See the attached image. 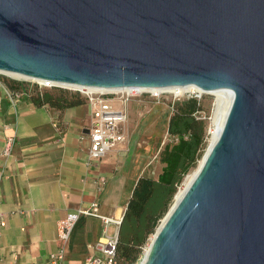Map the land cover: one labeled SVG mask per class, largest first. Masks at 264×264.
<instances>
[{
	"label": "water",
	"instance_id": "1",
	"mask_svg": "<svg viewBox=\"0 0 264 264\" xmlns=\"http://www.w3.org/2000/svg\"><path fill=\"white\" fill-rule=\"evenodd\" d=\"M0 72L230 92L140 264H264V0H0Z\"/></svg>",
	"mask_w": 264,
	"mask_h": 264
},
{
	"label": "crops",
	"instance_id": "2",
	"mask_svg": "<svg viewBox=\"0 0 264 264\" xmlns=\"http://www.w3.org/2000/svg\"><path fill=\"white\" fill-rule=\"evenodd\" d=\"M89 120L85 101L63 108L36 105L25 95L12 101L0 82V151L4 135L15 134L10 156L0 155V264H45L57 245V219L96 197L101 214L121 218L134 185L118 169L123 143L90 161ZM98 174L106 177L101 191L93 183ZM101 228L98 218L81 216L65 247L66 262L80 264L85 244Z\"/></svg>",
	"mask_w": 264,
	"mask_h": 264
},
{
	"label": "trees",
	"instance_id": "3",
	"mask_svg": "<svg viewBox=\"0 0 264 264\" xmlns=\"http://www.w3.org/2000/svg\"><path fill=\"white\" fill-rule=\"evenodd\" d=\"M9 90L26 92L34 104L63 108L77 105L85 98L77 91L69 94L60 87L37 90L25 82L8 81ZM174 107V109H173ZM167 132L177 141L160 152L163 163L156 178L137 177L127 200L117 233V264H132L140 256L142 246L151 238L172 197L199 157L205 134L204 120L197 116L202 109L197 97L191 95L172 104Z\"/></svg>",
	"mask_w": 264,
	"mask_h": 264
},
{
	"label": "built area",
	"instance_id": "4",
	"mask_svg": "<svg viewBox=\"0 0 264 264\" xmlns=\"http://www.w3.org/2000/svg\"><path fill=\"white\" fill-rule=\"evenodd\" d=\"M28 85L37 90L44 88L60 87L53 83H41L37 79L24 78ZM70 88V87H68ZM85 98V102L89 107V126H88V158L97 159L105 155L111 148L118 143L128 141V133L125 130L127 121V102L135 96L146 93L149 96L158 99L160 91L155 90H135V88L123 90H100V89H78L73 88ZM24 91L9 90L7 94L10 100L15 101L21 95H26ZM170 139L177 141V137L170 135ZM15 134H5L3 137V145L0 155L7 159L10 156L14 144ZM87 164L89 162L87 161ZM98 190H102L106 184V177L103 174L93 180ZM99 199L96 197L88 205L78 207L75 210L68 211L65 215L58 218L56 221V248L49 252L45 264H69L65 260V247L70 239L72 230L81 216L96 217L101 221L102 228L99 237L85 244L86 255L80 264H117V233L121 218L104 215L98 211ZM23 213L24 211L19 210ZM122 217V216H121ZM5 222L0 220V227H3ZM114 226V232L107 233V225ZM141 256L132 264H140ZM139 261V262H138Z\"/></svg>",
	"mask_w": 264,
	"mask_h": 264
},
{
	"label": "rangeland",
	"instance_id": "5",
	"mask_svg": "<svg viewBox=\"0 0 264 264\" xmlns=\"http://www.w3.org/2000/svg\"><path fill=\"white\" fill-rule=\"evenodd\" d=\"M24 78L26 77L0 72L1 83L3 82L6 84L8 81L12 80L26 82ZM63 89H67L69 94H73L72 92L76 91L68 87ZM191 95L199 99L202 109L197 113V116L202 118L205 123V134L199 150V157L195 164L189 168V170H191L202 157L207 147V140L211 132L209 118L212 110L213 95L208 92H202L200 94L194 90H191V92L187 91L180 95H175L174 92L171 91H162L158 99L146 93H142L141 95L132 97L127 102V121L125 123V130L129 138L127 142L123 143L121 150H118L121 154L118 169L121 168V172H124L123 174H128V185L130 188L133 185L132 183H135L139 176L157 177L163 165L159 158L160 152L175 143L174 139H170L169 133L167 132V121L174 109V107L172 109V104ZM180 185L181 183L179 186ZM171 203L172 200L170 204ZM106 231L109 234L113 233L114 226L112 224L107 225ZM149 242L150 239L142 246L139 261L143 258L146 246L149 245Z\"/></svg>",
	"mask_w": 264,
	"mask_h": 264
},
{
	"label": "bare ground",
	"instance_id": "6",
	"mask_svg": "<svg viewBox=\"0 0 264 264\" xmlns=\"http://www.w3.org/2000/svg\"><path fill=\"white\" fill-rule=\"evenodd\" d=\"M7 73L10 74V75L22 76V75L17 74V73L6 72V74ZM39 81L41 83H46V84L49 82V81H43V80H39ZM66 87L72 88V87H74V85H66ZM87 89L90 90V89H99V88L88 87ZM123 89H128L129 90L130 88H128V87H126V88H100V90H123ZM150 89L152 91L155 90V91H158V92L159 91L160 92H162V91H171V92H174L175 95H180V94H183V93H185L187 91L191 92V90L197 91L200 94L202 92H208V93L213 95L212 110H211V115H210V118H209L210 119V124H211V132H210V136L208 137V140H207L208 141L207 142V147H206L202 157L198 160L197 164L191 170L186 172V174L183 176L182 181H181V185L175 191V193L173 195V198H172V203L170 204L169 208L167 209V210H169L173 206V204L179 199V197L181 196V194L183 193V191L185 190L187 185L193 179L194 175L196 174L198 168L200 167V165H201V163L203 161V157H204L205 153L207 152V150L209 149V147L211 146V144L215 140L221 112L223 110L224 105L229 100L231 93L226 91V90H221V89L203 90V89L196 88L194 86H181V87H174L173 86V87H166V88H135V90H137V91L138 90H150ZM163 218H164V216L161 218V220L158 223V225L161 223ZM152 236H153V234H152ZM152 236H151V238H152ZM151 238H150V240H151ZM147 247H149V245L146 246V249H145L144 253L147 252V250H148Z\"/></svg>",
	"mask_w": 264,
	"mask_h": 264
}]
</instances>
